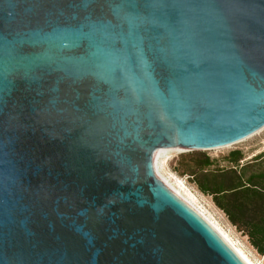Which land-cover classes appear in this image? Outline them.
<instances>
[{
  "label": "water",
  "instance_id": "95a60500",
  "mask_svg": "<svg viewBox=\"0 0 264 264\" xmlns=\"http://www.w3.org/2000/svg\"><path fill=\"white\" fill-rule=\"evenodd\" d=\"M264 128V0H0V264H247L155 159Z\"/></svg>",
  "mask_w": 264,
  "mask_h": 264
},
{
  "label": "trees",
  "instance_id": "16d2710c",
  "mask_svg": "<svg viewBox=\"0 0 264 264\" xmlns=\"http://www.w3.org/2000/svg\"><path fill=\"white\" fill-rule=\"evenodd\" d=\"M263 157L264 152L245 161L243 151L233 150L224 157V165L210 156L192 155L181 162V172L212 197L229 222L264 256Z\"/></svg>",
  "mask_w": 264,
  "mask_h": 264
},
{
  "label": "rangeland",
  "instance_id": "374dc122",
  "mask_svg": "<svg viewBox=\"0 0 264 264\" xmlns=\"http://www.w3.org/2000/svg\"><path fill=\"white\" fill-rule=\"evenodd\" d=\"M233 150L243 151L246 154L245 161H250L256 155L263 153L264 128L256 134L229 146L209 150L180 151L166 157H160L158 160L159 174L173 184L187 201H189L197 210L202 212L204 216H207V219L220 228L221 231L229 237L233 244L237 246L254 264H264V256L259 254L252 247L247 236L229 222L225 214L215 205L212 197L204 194L189 175L181 172L183 169L181 162H183V160L187 162V159L192 155L210 156L213 159H218L221 164L225 165L224 157ZM163 160L166 162L163 163ZM262 163L264 165V159L262 160ZM171 175L178 180L179 186L173 180ZM181 187H185L186 191ZM187 192L190 193V196Z\"/></svg>",
  "mask_w": 264,
  "mask_h": 264
},
{
  "label": "bare ground",
  "instance_id": "6f19581e",
  "mask_svg": "<svg viewBox=\"0 0 264 264\" xmlns=\"http://www.w3.org/2000/svg\"><path fill=\"white\" fill-rule=\"evenodd\" d=\"M165 159V158H164ZM159 158L155 159V168L157 170V172L159 173V162H158ZM166 161L163 160V163H165ZM164 170V169H163ZM165 171V170H164ZM166 173V172H165ZM168 174V173H167ZM171 177L173 178V180L177 183V185L179 186L178 180L173 177L171 175ZM182 189H185V187H181ZM186 191V189L184 190ZM187 194L190 196V193L187 192ZM192 197V196H191ZM188 203L201 215L203 216V218H205V220H207V222H209V224H211V226H213V228L228 242V244L239 254V256L247 263V264H254L237 246H235L233 244V242L229 239V237H227V235L225 233H223V231H221L220 228H218L216 225H214L209 219H207V216L205 217L203 215L202 212H200L199 210H197L189 201Z\"/></svg>",
  "mask_w": 264,
  "mask_h": 264
},
{
  "label": "built area",
  "instance_id": "2783aa9c",
  "mask_svg": "<svg viewBox=\"0 0 264 264\" xmlns=\"http://www.w3.org/2000/svg\"><path fill=\"white\" fill-rule=\"evenodd\" d=\"M182 181H183V180H182ZM182 181H181V182H182Z\"/></svg>",
  "mask_w": 264,
  "mask_h": 264
}]
</instances>
